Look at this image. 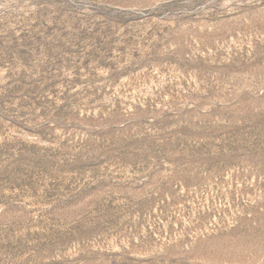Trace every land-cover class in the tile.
Returning <instances> with one entry per match:
<instances>
[{"label": "rangeland", "instance_id": "1", "mask_svg": "<svg viewBox=\"0 0 264 264\" xmlns=\"http://www.w3.org/2000/svg\"><path fill=\"white\" fill-rule=\"evenodd\" d=\"M0 264H264V0H0Z\"/></svg>", "mask_w": 264, "mask_h": 264}]
</instances>
